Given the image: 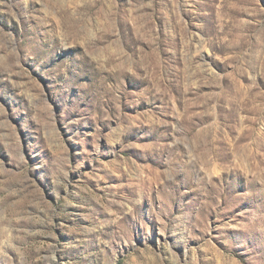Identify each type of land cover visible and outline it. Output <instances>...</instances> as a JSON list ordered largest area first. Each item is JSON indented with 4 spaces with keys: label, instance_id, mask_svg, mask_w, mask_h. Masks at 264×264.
<instances>
[{
    "label": "rangeland",
    "instance_id": "rangeland-1",
    "mask_svg": "<svg viewBox=\"0 0 264 264\" xmlns=\"http://www.w3.org/2000/svg\"><path fill=\"white\" fill-rule=\"evenodd\" d=\"M0 264H264V0H0Z\"/></svg>",
    "mask_w": 264,
    "mask_h": 264
}]
</instances>
